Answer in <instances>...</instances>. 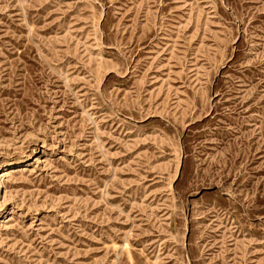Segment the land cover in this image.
<instances>
[{"label": "rangeland", "instance_id": "obj_1", "mask_svg": "<svg viewBox=\"0 0 264 264\" xmlns=\"http://www.w3.org/2000/svg\"><path fill=\"white\" fill-rule=\"evenodd\" d=\"M0 264H264V0H0Z\"/></svg>", "mask_w": 264, "mask_h": 264}, {"label": "bare ground", "instance_id": "obj_2", "mask_svg": "<svg viewBox=\"0 0 264 264\" xmlns=\"http://www.w3.org/2000/svg\"><path fill=\"white\" fill-rule=\"evenodd\" d=\"M20 163V162H19ZM7 165H11V164H7Z\"/></svg>", "mask_w": 264, "mask_h": 264}]
</instances>
